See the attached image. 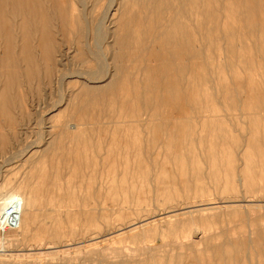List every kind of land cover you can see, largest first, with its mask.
<instances>
[{"label":"rangeland","instance_id":"rangeland-1","mask_svg":"<svg viewBox=\"0 0 264 264\" xmlns=\"http://www.w3.org/2000/svg\"><path fill=\"white\" fill-rule=\"evenodd\" d=\"M120 2L0 0V203L16 197H31L28 211H20V219H23L24 212L29 216V233L23 236L18 229L0 233V255L12 257L10 264H120L126 261L163 264L167 263L168 255L170 257L177 251L180 256L188 255L190 252L182 249L185 244L194 245L193 249L200 252L205 246L198 243L208 239H214L212 245L225 238L240 243L248 239L257 225L264 227V191L258 192L257 189L264 186V181L255 182V191H248L245 186L233 191L213 190L207 181H203L202 191L187 190L183 176L191 177V186L196 184L194 156L187 161L180 156L169 160L164 152L165 144H152L153 139L148 133L136 135L122 129L110 133L112 128L108 123L122 112L119 110L121 101L128 95L129 87L122 84V78L143 81L139 72L140 58L146 56L145 53L135 55L132 50L123 55L125 58L116 54L119 50L113 42L122 34V29L117 20L114 28L108 29L111 26H108L109 8ZM145 8H130L134 29L141 23L147 25ZM117 16L119 12L116 19ZM21 18L23 22H20ZM18 22L24 26L18 28ZM29 24H35V27ZM34 30L49 34L52 41L51 51L43 48L44 55H48L46 61L41 56L36 60L38 58L30 46ZM21 41L26 44L24 52ZM18 58L24 60L21 62ZM105 72L109 75L120 73L114 79L117 89L99 101L84 97L83 85L102 87L109 82L107 79V82L100 83L105 78L96 80ZM255 78V82L260 81L259 77ZM227 85L228 82L214 79L202 88H212L214 100L225 108L230 103L227 99L229 93L223 94L220 87ZM98 94L101 92L95 95ZM240 96L241 100L245 98L244 93ZM235 114L238 113H229L225 120L227 128L234 136L246 135V126L238 122ZM64 124L80 126L77 131H65L63 135L60 126ZM192 125L193 137L199 140L193 146L195 152L201 154L199 164L206 176V160L203 159L206 145L200 144V140L210 141L219 135L195 121ZM75 134H79L76 140L73 139ZM137 140H141V144ZM139 152L148 170L145 178L135 172V157ZM238 159L237 166L240 165V157ZM156 163L175 176L176 183L172 188L178 185L177 189L169 191L168 200L162 196L163 191L149 171ZM113 180L118 190L111 194L108 188ZM243 191L241 196L247 201L245 211L240 209L245 205L241 203L240 193ZM48 209L52 212L47 216ZM249 222L251 229L246 227ZM41 225L50 226L49 229L56 233L47 237ZM134 228L137 237L144 236L147 241L135 246L134 237L126 233ZM120 229L123 233L121 240L108 235L94 245L89 243L97 237L93 235L95 231L110 230L118 234ZM172 231L182 238L171 243L161 236ZM172 246L177 249L171 250ZM247 249L251 253V248ZM251 262L255 263L254 260ZM0 263L8 261L0 259Z\"/></svg>","mask_w":264,"mask_h":264},{"label":"bare ground","instance_id":"bare-ground-1","mask_svg":"<svg viewBox=\"0 0 264 264\" xmlns=\"http://www.w3.org/2000/svg\"><path fill=\"white\" fill-rule=\"evenodd\" d=\"M139 6L146 7L147 18L144 20L147 25L141 23L134 29L132 25L134 18L131 17L129 10L131 7ZM118 12L119 16L116 19ZM109 14L111 18L108 26L111 25L112 27L110 26L108 29L114 28L115 20L118 22V27L122 29V34L113 42L114 47L119 50V53L116 54L123 56L129 50H132L135 55L138 53L146 54L140 58L142 63L139 72L143 76V81H138L139 78L138 80L136 78L132 82L128 78H122V84L129 87L128 95L121 101L119 110L122 112L113 116V121L108 123L112 128L110 133H117L121 129L133 131L136 135L148 133L151 140L154 141L152 144H165L164 152L169 160L180 156L184 161H187V158L194 156L196 159L194 168L196 184L191 186L189 183L191 177L183 176V184L186 183L185 189L187 190L202 191L204 188L202 183L207 181L213 190L225 192L241 189L245 186L248 191L251 189L255 191V182L264 181V0H121L120 3L109 8ZM21 19L20 22H23L24 19ZM20 22L16 23L17 27L22 25ZM29 25L35 27V24ZM37 26L39 27V25ZM41 27L44 28L43 24ZM110 33H115V31ZM22 35L19 33V36L22 37ZM29 38L31 40V37ZM16 41L19 45L20 41ZM21 42V48L24 52V49L26 51V44ZM30 43L35 56L38 58L36 60H39L40 56L42 60H48V55H44L46 51L43 48L47 52L52 50L53 45L49 34L34 30ZM18 48L20 47L18 46ZM116 58L117 56L113 60ZM18 60L22 62L24 58L22 60L18 58ZM233 60L237 62L235 63ZM256 70H258L257 75H255ZM21 73L18 75L21 76L24 73L27 76L28 74L25 71ZM105 73L96 80L105 78L100 83L109 82L102 87L83 85L84 97L99 101L117 89L114 79L120 73L116 72L112 75ZM141 76L140 78H142ZM255 76L259 77L260 81L255 82ZM77 79H79L78 76ZM214 79L218 82H228L229 85L220 87V92L229 93V97L226 96L230 102L228 107L223 108L218 105L220 103H216L212 88H202V85H208ZM256 83L259 85L256 86ZM96 92H101V94L95 95ZM240 93L245 94V98L242 100ZM166 108L167 110H165ZM232 112H237L238 114L235 115L238 118L236 119L246 126V135L239 133V135L234 136L227 128V121L225 120ZM192 121L200 123L201 127L217 132L219 135L210 141L200 140V144L206 145V151L203 155V159L206 160V168H204L206 176L205 173L203 174L205 171L202 170L201 164H199L201 154L195 152L193 146L199 140L197 141L193 137ZM79 126V124H64L60 127L63 131L62 134L65 135V131H77ZM84 127L86 128V126ZM78 138L79 134L73 135V139ZM136 142L141 144V140ZM181 144L189 145L183 147ZM239 157L240 165L237 166ZM135 158L137 164L135 172L145 178L148 170L145 168L141 153L139 152ZM149 171L163 191L162 196L166 197L167 200L170 199L169 191L178 187L176 185L175 188H172V185L176 183L175 176L157 163ZM193 182L191 181V183ZM198 182L200 183L198 184ZM115 183V180L110 182L108 192L111 194L118 190L117 183ZM257 189L258 192L264 191V186ZM244 191L240 193V196L241 194L244 195ZM30 199L31 197H16L0 203V222L5 205L17 201L20 204V211L26 210L25 212H27V207L31 204ZM241 199V203H245V205L241 206L240 209L245 211L247 201L244 197ZM25 212L22 214L23 219H20L22 225L20 222L18 227L23 236L29 233L27 223L29 216ZM47 212L48 216L52 211L48 209ZM24 217L27 219L25 220ZM90 221L92 222L93 218ZM41 227L45 228L47 237H53L56 233L49 229L50 226L46 228V225H41ZM246 227L251 229L250 222ZM126 228L128 229V227ZM120 231L122 229L117 231L118 234L112 233L110 230L103 231V233L95 231L93 235L97 237L90 240L89 243L94 245L108 235H115L114 238L121 240L123 233ZM126 233L134 237L135 246L142 244L147 239L144 236L137 237L135 228ZM174 234L172 231L161 236L169 239L171 243L182 238V235ZM252 234L254 235L253 238L251 237ZM155 237L159 240L158 235ZM185 239L187 240L186 237ZM213 240L212 238L198 243L202 244L203 247L205 246L203 250L199 249L200 252L193 249L194 245L183 244L182 249L190 253L180 256L177 251L170 257L167 254V263L163 264H201L203 260L208 264H253L251 262L253 260L254 264H264L263 226L257 225L254 231L250 232L248 239L242 240L240 243L228 241L225 238L219 244L212 245ZM248 247L251 248V253L248 252ZM173 249L177 248L172 246L171 250ZM149 253L151 254V252ZM243 253H245L244 257L241 256ZM0 259L8 261L6 264H10L13 260L12 257L8 258L3 254L0 255ZM142 263L126 261L120 264Z\"/></svg>","mask_w":264,"mask_h":264},{"label":"built area","instance_id":"built-area-1","mask_svg":"<svg viewBox=\"0 0 264 264\" xmlns=\"http://www.w3.org/2000/svg\"><path fill=\"white\" fill-rule=\"evenodd\" d=\"M20 221V204L17 201L11 202L4 210L0 222V233L16 231Z\"/></svg>","mask_w":264,"mask_h":264}]
</instances>
